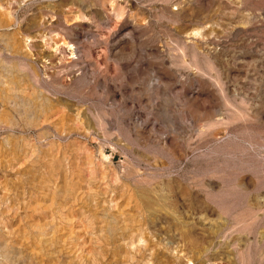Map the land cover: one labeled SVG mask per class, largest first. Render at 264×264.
Here are the masks:
<instances>
[{
    "label": "rangeland",
    "instance_id": "1",
    "mask_svg": "<svg viewBox=\"0 0 264 264\" xmlns=\"http://www.w3.org/2000/svg\"><path fill=\"white\" fill-rule=\"evenodd\" d=\"M0 264H264V0H0Z\"/></svg>",
    "mask_w": 264,
    "mask_h": 264
},
{
    "label": "bare ground",
    "instance_id": "2",
    "mask_svg": "<svg viewBox=\"0 0 264 264\" xmlns=\"http://www.w3.org/2000/svg\"><path fill=\"white\" fill-rule=\"evenodd\" d=\"M70 46V45H69ZM73 47V46H72ZM71 46L69 47V49H71L72 48ZM73 50V49H72ZM71 52V51H70Z\"/></svg>",
    "mask_w": 264,
    "mask_h": 264
}]
</instances>
